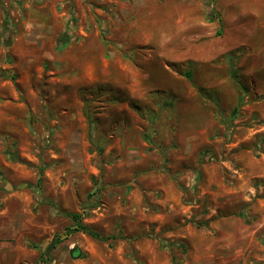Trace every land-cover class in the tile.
<instances>
[{
	"label": "rangeland",
	"instance_id": "obj_1",
	"mask_svg": "<svg viewBox=\"0 0 264 264\" xmlns=\"http://www.w3.org/2000/svg\"><path fill=\"white\" fill-rule=\"evenodd\" d=\"M175 262L264 264V0H0V264Z\"/></svg>",
	"mask_w": 264,
	"mask_h": 264
},
{
	"label": "trees",
	"instance_id": "obj_2",
	"mask_svg": "<svg viewBox=\"0 0 264 264\" xmlns=\"http://www.w3.org/2000/svg\"><path fill=\"white\" fill-rule=\"evenodd\" d=\"M66 38H62L60 40V44L61 45H66L68 43L67 40H65ZM69 217L72 219L73 221V227L68 229L69 233H76V232H83V233H87L92 237H95L96 239L99 240H105V238L101 237L99 234H95L90 228H88L87 226L83 225L81 223V216L80 215H76V214H70ZM58 243L56 240L55 242H53L48 248H47V252L50 253V251L54 248V245ZM175 264H178L175 262Z\"/></svg>",
	"mask_w": 264,
	"mask_h": 264
},
{
	"label": "water",
	"instance_id": "obj_3",
	"mask_svg": "<svg viewBox=\"0 0 264 264\" xmlns=\"http://www.w3.org/2000/svg\"><path fill=\"white\" fill-rule=\"evenodd\" d=\"M76 251H77L76 249L72 250V251H71V256H73V257H77V256L75 255V252H76Z\"/></svg>",
	"mask_w": 264,
	"mask_h": 264
}]
</instances>
